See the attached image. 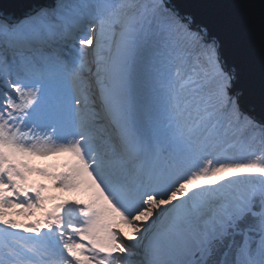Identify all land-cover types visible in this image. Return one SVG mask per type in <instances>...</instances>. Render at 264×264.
Instances as JSON below:
<instances>
[{
    "label": "snow or ice",
    "instance_id": "1",
    "mask_svg": "<svg viewBox=\"0 0 264 264\" xmlns=\"http://www.w3.org/2000/svg\"><path fill=\"white\" fill-rule=\"evenodd\" d=\"M199 7L0 4V264H264V0Z\"/></svg>",
    "mask_w": 264,
    "mask_h": 264
},
{
    "label": "water",
    "instance_id": "2",
    "mask_svg": "<svg viewBox=\"0 0 264 264\" xmlns=\"http://www.w3.org/2000/svg\"><path fill=\"white\" fill-rule=\"evenodd\" d=\"M14 0H0V4H2L5 8H8ZM182 7L187 11L195 12L198 16L205 12L206 9L199 7V5H203L205 3L211 2V0H177ZM257 116H259V109L256 111Z\"/></svg>",
    "mask_w": 264,
    "mask_h": 264
},
{
    "label": "bare ground",
    "instance_id": "3",
    "mask_svg": "<svg viewBox=\"0 0 264 264\" xmlns=\"http://www.w3.org/2000/svg\"><path fill=\"white\" fill-rule=\"evenodd\" d=\"M54 158V159H58V161H60V162H62L64 159H66V156H64V155H53V156H39L38 158ZM31 158H33V157H29V158H27L28 159V161H29V163L31 164ZM54 162H55V160H53ZM57 161V162H58ZM31 166H32V164H31ZM46 166H51L52 167V163H50V164H46ZM32 174H36L35 172H33ZM32 174H30L29 176H31ZM32 181H33V179H32ZM36 210V209H35ZM9 212H12L13 214H15V210H12V209H10V210H8ZM39 214H40V212H38V216H39ZM23 216V214H21V215H16V219H15V221L17 222V223H24L23 221H21L20 219H22L21 217Z\"/></svg>",
    "mask_w": 264,
    "mask_h": 264
}]
</instances>
